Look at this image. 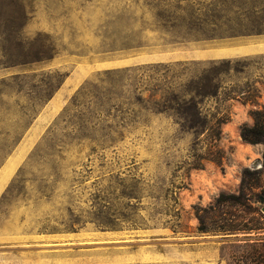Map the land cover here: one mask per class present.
I'll use <instances>...</instances> for the list:
<instances>
[{
    "label": "rangeland",
    "instance_id": "374dc122",
    "mask_svg": "<svg viewBox=\"0 0 264 264\" xmlns=\"http://www.w3.org/2000/svg\"><path fill=\"white\" fill-rule=\"evenodd\" d=\"M256 123L264 0H0V264H232L264 239L221 230L264 217Z\"/></svg>",
    "mask_w": 264,
    "mask_h": 264
},
{
    "label": "trees",
    "instance_id": "16d2710c",
    "mask_svg": "<svg viewBox=\"0 0 264 264\" xmlns=\"http://www.w3.org/2000/svg\"><path fill=\"white\" fill-rule=\"evenodd\" d=\"M141 47L140 44H137L136 46H132V42L126 43L120 48L121 50H132L134 48ZM46 54H35L34 56L27 57L24 56L20 60H18V64L20 65H26L29 63L39 62L43 60ZM17 64H14L12 66H15ZM206 93V92H204ZM241 138L246 142H259L262 139H264V127L261 125H258L257 123L253 126H243L240 131ZM229 197L232 200L239 201L240 195L238 194H229V195H220L221 198ZM241 196L248 197L249 194L241 192ZM258 200L263 202L264 201V192L262 195H258ZM252 223H249L248 221H245V219H239L237 221H234L226 227H222L221 230H230L234 232H254L256 235H260L262 232L264 233V217L262 215H259L258 217H253ZM242 250V249H241ZM238 251L236 255L232 258V264H264V239L259 241H254L250 245H248V249Z\"/></svg>",
    "mask_w": 264,
    "mask_h": 264
},
{
    "label": "crops",
    "instance_id": "0c3cea01",
    "mask_svg": "<svg viewBox=\"0 0 264 264\" xmlns=\"http://www.w3.org/2000/svg\"><path fill=\"white\" fill-rule=\"evenodd\" d=\"M250 46L248 45H237V46H225V47H219L217 49L212 50H204L202 51V59H208V60H215V59H225L229 57H235L237 55L247 54V53H253L254 51H249ZM57 102V99L54 98L51 100L50 105H55ZM17 155H12L10 159L6 162V164H14L16 163Z\"/></svg>",
    "mask_w": 264,
    "mask_h": 264
}]
</instances>
